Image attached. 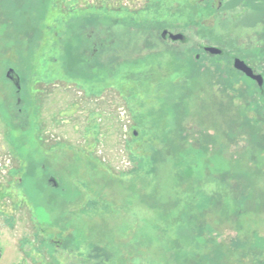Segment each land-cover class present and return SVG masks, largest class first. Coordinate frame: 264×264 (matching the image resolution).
Wrapping results in <instances>:
<instances>
[{
	"label": "rangeland",
	"instance_id": "obj_1",
	"mask_svg": "<svg viewBox=\"0 0 264 264\" xmlns=\"http://www.w3.org/2000/svg\"><path fill=\"white\" fill-rule=\"evenodd\" d=\"M231 1L0 0V264H264V99L239 92L252 87L228 60L250 41L233 29L263 25L264 0ZM161 26L187 42H160ZM201 45L227 57L196 60ZM200 148L183 168L178 151ZM230 166L249 179L241 192ZM219 174L244 211L228 210L232 224L217 205L204 218L214 243L180 256L169 247L190 231L174 219L192 175L210 196Z\"/></svg>",
	"mask_w": 264,
	"mask_h": 264
},
{
	"label": "trees",
	"instance_id": "obj_2",
	"mask_svg": "<svg viewBox=\"0 0 264 264\" xmlns=\"http://www.w3.org/2000/svg\"><path fill=\"white\" fill-rule=\"evenodd\" d=\"M253 137L257 138V135L253 136ZM206 144L207 143H204L203 145H206ZM203 151H204V149H201V148L195 149V150L189 152L187 154V156L186 155L183 156V155H181L182 153H180V150H179L178 155H179L181 165L183 166V168H187L188 170L192 171V169H194L192 166H194V163H196V160H201V156L203 155L202 154ZM225 169L226 168H223L221 170V172L224 175L228 174V173L230 174L231 171L235 172V174H236V175L233 174V176H232L233 178H231V176H229V175L224 176L226 179L229 177V179L234 180L232 182V184L230 185L231 189L234 188V187H232V185L235 186V189H237V192H241L243 189L246 188V186L244 184H242L245 182L247 183V181H249V179L247 178L248 179L247 180L245 177L246 173H244L243 171L242 172L241 171L236 172V170L233 169L231 166L229 167V169H226L228 173L223 172V170H225ZM239 174H240V176H239ZM220 175L221 174H219V176ZM189 176H191V175H189ZM192 176H193V178H192L193 186L189 189V191H191V192H189L188 200H186L188 202L187 206L184 208V212L179 211L181 216L174 219L175 225H177V226L174 225L176 228H178V227H182L183 229L188 228V229H190V231L188 232V234L185 233L184 235H182L181 239L176 240V241H172L174 243V245H171L172 247L171 246L169 247V248L177 249L178 244L182 243L183 252H181L180 256H186V253H188L189 257L194 255V253H199L200 246H198V243H200V242L205 243V244L206 243H212V244L214 243V241L211 237V234L214 233L212 226L215 225L216 223L212 224V226L211 225H205V223H204V218H207L208 212L216 210L217 205H219V207H220V204H221L223 211L221 210L220 217H218L216 215V212L214 211L215 215L219 218V220L225 219V221H228V222L233 224V222L235 221V217H237V216L231 217L232 213L228 214L229 213L228 210L230 209L232 212L236 211V210H239L240 212H242V210L244 211V208H243L244 204H242V202H243V200H245V198L238 200V198H236L238 196L237 192H236V195L233 196L230 191H228L230 193L229 194L226 189H223L225 187V185H228V183H227L226 179H224V178L222 179V177H221L222 175L219 178H217V180L213 179V182H215L219 186L220 189L217 193H213L210 196H206L204 193L199 191L200 188L197 187V184H198L200 178H197V176H195V175H192ZM181 178L187 179V176H183ZM222 183H224L225 185H223ZM250 183H252V182L250 181ZM250 186H253V185H250ZM239 188H241V189H239ZM197 211H198V214H197ZM225 215H228V216L224 217ZM232 219H234V220H232ZM218 223L220 224L221 222H218ZM235 225H237V227H238L237 230H240V225H238V223H236V222H235ZM177 236L179 237L178 234H177ZM202 236H203V238H202ZM255 238H256V236H255ZM236 239H234V241L238 242ZM194 241H196V245L193 244L191 246V249H189V246ZM254 241H255V243L253 244V247H257L259 249H262V247H260V243H258V242H261L262 240L256 239ZM226 245H228V246H226ZM226 245L222 244V245H218L219 247L216 246L217 249H214V251L211 253H219V252H221V250L223 252L225 251V252L229 253V252H231V250L236 249V247H235L236 245L233 243V241H228ZM240 246L243 247L244 244L242 243ZM95 247H96V245H95ZM179 251H181V250H179ZM179 251L177 250V253H180ZM253 252H257V251H252L251 254H254ZM256 255H258V254H254V256H256ZM194 256H196V255H194ZM251 256H253V255H251ZM184 258H182L181 262L183 261ZM208 262H212L211 264H215V263H213L212 260L208 261Z\"/></svg>",
	"mask_w": 264,
	"mask_h": 264
},
{
	"label": "flooded vegetation",
	"instance_id": "obj_3",
	"mask_svg": "<svg viewBox=\"0 0 264 264\" xmlns=\"http://www.w3.org/2000/svg\"><path fill=\"white\" fill-rule=\"evenodd\" d=\"M240 1L244 2V1H250V0H232L231 2H234L236 5V2L240 3ZM222 6H223V0H219V2H217V4H216L215 9L219 10L222 8ZM120 9H122V7ZM123 9L127 10L129 12H133L135 16H137L139 14V12L142 10V9H140V7L135 10V9H131L130 7H125V6L123 7ZM256 10L258 13L262 14V17L264 18V8H262V4H261V8L256 9ZM252 11H253V9H252ZM244 12H245V10H244ZM249 13H250V11L249 12L246 11L245 15H248ZM128 14H130V13H128ZM161 28H160L161 32H160L159 36L157 37V39H159L160 42H162L164 44H167V43L185 44L187 42L186 37L183 36L181 33L172 34V32H170L167 28L162 27V26H161ZM129 29H127V30L123 29L121 31V33L123 32L125 35H126V33L127 34L131 33L135 36V39L138 35L140 36V34L142 33L141 26H136V28H134V30L131 29L132 31H130ZM254 29L255 28H252L250 26L240 28V30H238V27L236 26L233 29L234 32L236 33V35L237 34L238 35L243 34L245 36H250V37H248V39H250V41H247V43H238V44L235 42L236 47L232 51L228 60H230V62H231V72L235 77L234 79H236L238 77L242 80L241 81L242 84H244V83L246 85L249 84L252 87L251 91H247L246 89H243V90L239 89V92H243L244 95L247 94L248 97H259V98L264 99V21H263V25L258 30L256 29V31H253ZM107 31L108 30L106 29V31L104 33H108ZM238 35L235 36V38H237ZM175 36H182L183 39L182 40H173V37H175ZM238 39H239V37H238ZM94 44L95 43H93L92 45L95 47ZM81 45H82V47H77V43L75 42V46H74L75 49L78 50V56L79 57H82L83 55H85V52L83 51V49L85 47L87 48L89 44L81 43ZM101 45H102V55L101 56L103 57V62L101 64H97V66L99 68L101 67L102 69H105V67L108 66V60L104 59V57H107V55L109 54L108 53L109 48H110L109 37H105V39L101 43ZM207 48H213V47L201 45V47H200L201 52H200V54L195 55V59L196 60H208V61H212L213 59H216L217 61H220V60L225 59L227 57V54L225 53V51L223 49H218L220 51V54L212 55L206 51ZM215 49H217V48H215ZM95 51H96V49H93V51H92L93 56L95 55ZM82 59L83 58L80 59V65L81 64L84 65V64L88 63V59H83L84 61ZM235 61L241 62L246 68H248L251 72V76L259 77L260 83L257 82L256 80H254L253 78L247 76L242 70L236 69L234 67ZM76 70H77V68H76ZM96 70L99 71L100 69H96ZM15 83H16V81H15ZM61 83L63 85H68V86H74V87L77 86V83H75L74 81H61ZM15 85L17 87L19 86L18 84H15ZM80 88H81V91L84 92L82 89V86Z\"/></svg>",
	"mask_w": 264,
	"mask_h": 264
},
{
	"label": "water",
	"instance_id": "obj_4",
	"mask_svg": "<svg viewBox=\"0 0 264 264\" xmlns=\"http://www.w3.org/2000/svg\"><path fill=\"white\" fill-rule=\"evenodd\" d=\"M182 39H183L182 36L173 37V40H182ZM206 51L212 55L220 54V51L218 49H215V48H207ZM234 67L238 70H242L247 76L253 78L254 80H256L257 82L260 83V81H259L260 78L255 77V76L254 77L251 76L250 70L248 68H246L241 62L235 61ZM6 78L13 80V81H18L17 77H15V74L13 73V70H8V72L6 73Z\"/></svg>",
	"mask_w": 264,
	"mask_h": 264
}]
</instances>
